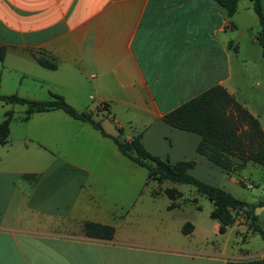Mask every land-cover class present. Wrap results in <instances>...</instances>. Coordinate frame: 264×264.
<instances>
[{"label":"crops","instance_id":"0c3cea01","mask_svg":"<svg viewBox=\"0 0 264 264\" xmlns=\"http://www.w3.org/2000/svg\"><path fill=\"white\" fill-rule=\"evenodd\" d=\"M257 28L249 0H240L231 17L214 0H0V94L32 101L60 96L75 111L91 112L106 135L60 109L25 120L26 106L0 102V122L12 113L7 142L0 145V264L261 260L264 240L258 249L249 247L254 233L242 218L219 235L213 219L200 226L196 215L184 213L181 201L195 204L201 196L194 188L188 199L170 187L181 193L172 209L164 189L152 190V202L163 194L168 204L163 212L143 210L135 168L147 170L123 156L112 140L120 130L124 141L138 137L162 161H193L189 173L212 186L224 175L231 189L226 192L244 202L234 186L256 185L259 197L247 203L264 202V167L235 162L225 172L196 153L198 134L163 121L216 86L258 121L253 106L262 99L248 101L253 97L247 73L249 57L264 59ZM39 59L54 69L40 66ZM250 178L256 179L253 185L242 183ZM148 182L147 177L144 185ZM254 214L264 231V207ZM85 223L112 227L114 235L88 237ZM185 224L192 226L187 235L181 232ZM209 234L225 239L215 244Z\"/></svg>","mask_w":264,"mask_h":264},{"label":"trees","instance_id":"16d2710c","mask_svg":"<svg viewBox=\"0 0 264 264\" xmlns=\"http://www.w3.org/2000/svg\"><path fill=\"white\" fill-rule=\"evenodd\" d=\"M214 1L225 10L227 16L231 17L235 14L240 0ZM249 1L253 3V10L258 19L260 30L257 39L263 49L264 56V12L260 0ZM1 59L2 52L0 51ZM37 62L44 68L54 69V64L50 62L41 59ZM0 102L26 106L25 120L34 112L60 109L73 119L86 122L105 135L99 122L93 119L91 112L79 113L57 95H52L49 100L45 101H32L16 95L4 96L0 94ZM11 119V111H7L0 122V145L7 142ZM163 121L173 128L198 134L200 140L196 147V153L225 172H229L235 162H240L237 166L251 162L264 167V131L259 122L235 102L222 87H213L187 101L165 114ZM112 140L123 156L147 170V177L150 181L159 185L165 181L187 185L207 198L213 204L210 217L218 222L219 234H224L227 228L235 223L236 219L242 218L247 229L251 233L258 234L264 240V231L254 214L256 208L264 207L263 201L255 204L246 203L221 188L195 178L189 173V170L194 167L193 161L174 164L162 161L149 154L141 145L138 137L129 141L112 137ZM163 193L171 202L169 209L174 208L175 201L181 197V193L174 188H166ZM153 194H157V191ZM83 230L88 237L104 240L112 239L115 232L112 227L94 223H85ZM191 230L192 226L185 224L181 232L187 235ZM228 264H264V257L259 261Z\"/></svg>","mask_w":264,"mask_h":264},{"label":"rangeland","instance_id":"374dc122","mask_svg":"<svg viewBox=\"0 0 264 264\" xmlns=\"http://www.w3.org/2000/svg\"><path fill=\"white\" fill-rule=\"evenodd\" d=\"M255 36H258L259 34V29L257 28L255 31ZM246 56V55H244ZM250 62H248V66H247V73H248V77H249V82H248V86L249 88V98L250 96L253 97V99H248V101L250 102V104H252V102L256 99H259V97L262 99V103L260 105H255L253 106V109L257 111V115H258V121L259 123H261L264 126V59L262 57H260V60L257 62L255 57H249ZM256 82H259L261 84L260 88H255L254 84ZM252 106V105H251ZM19 108V107H18ZM24 109V108H23ZM95 116H93L94 119ZM100 117V116H99ZM123 133L120 131L119 132V138L123 141L124 137H123ZM137 171L136 174V183L134 182V185L136 186V191L141 190V194H140V203H144L145 207L143 208V210L145 211H154V212H158V211H162L163 212V208L168 204V200L166 198V196H164L163 194L160 195V197L157 199V201L152 202L150 193L152 190H156V189H165V188H170V187H175L176 189H178L181 193H183L185 198L188 199H192V194L195 193L194 189L190 186L187 185H176V184H171L169 182H164L162 185L157 184L156 182H148L147 186H145L144 184L147 182V173L145 170L140 169V168H135ZM105 177L104 174H102L100 176V179ZM103 181L105 180L104 178L102 179ZM228 180L229 178L223 175V178L221 180H219V185H214L217 186L219 188H222V186H226V188L224 189V191L230 192V188L228 187ZM254 182H256L255 178H250L249 180H245L242 181V183H244V185H253ZM221 186V187H220ZM230 186V185H229ZM108 188V187H107ZM110 188V187H109ZM234 188H236L238 191L241 192V194H243V196H239V198H242L244 200H246V203L249 202H253L254 198L259 197V192H258V186L254 185L251 189H247L246 187H242L240 185H237L236 187L234 186ZM223 189V188H222ZM132 188L130 187V193H131ZM232 192V191H231ZM122 193V191H121ZM231 194V193H230ZM196 203L195 204H188L185 202L181 201V204L183 206V210L184 213L189 216L191 214L196 215L197 222L200 224V226H202L203 223H209L210 224L213 223L211 218L209 217L210 212L213 209V205L212 203L207 200V198H205L204 196H197L196 197ZM191 206H199L200 209H193ZM177 215H183L182 212H179V214ZM215 221V220H214ZM217 222V221H216ZM218 223V222H217ZM175 231L173 230H169V235L171 233H173ZM209 232V231H207ZM219 234V233H218ZM219 235H223V234H219ZM216 234L217 237L212 236L211 234H209L210 236V241L213 240V242L215 244L219 243L221 244V242L225 239V237L219 236ZM201 238V235L199 236ZM229 239H233V235L229 234ZM262 240L260 238V236L256 233H254L252 236H250L249 240H248V246L258 249L260 248V246L262 245Z\"/></svg>","mask_w":264,"mask_h":264}]
</instances>
